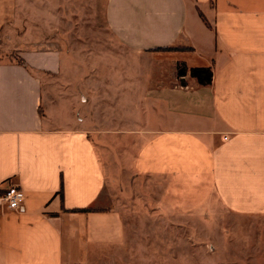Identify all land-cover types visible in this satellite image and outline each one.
<instances>
[{"label":"crops","instance_id":"crops-1","mask_svg":"<svg viewBox=\"0 0 264 264\" xmlns=\"http://www.w3.org/2000/svg\"><path fill=\"white\" fill-rule=\"evenodd\" d=\"M73 1L0 0V190L25 195L0 209V264L122 255L112 205L130 175L151 178L160 209L171 193L192 200L164 213L264 215V0H103L107 34L131 60L123 76L120 55L114 77L82 76L97 64L61 29ZM179 62L210 67L211 83L181 85Z\"/></svg>","mask_w":264,"mask_h":264},{"label":"rangeland","instance_id":"rangeland-1","mask_svg":"<svg viewBox=\"0 0 264 264\" xmlns=\"http://www.w3.org/2000/svg\"><path fill=\"white\" fill-rule=\"evenodd\" d=\"M65 6L61 29L78 32L80 58L97 64L96 69L82 70V76H119L120 55L123 76L129 75V54L107 34L103 0H74ZM11 55L1 59L15 58ZM105 61L106 66L99 65ZM71 72L67 70L64 75L71 76ZM128 179L131 185L123 189V199L117 195L112 205L122 213L127 243L122 255L101 264H264V215H236L218 205L164 213L190 207L187 205L192 200L179 205L174 203L179 196L171 193L173 203L161 204L162 210L155 203L157 196L152 195L151 178L130 175ZM161 182L154 181L155 185Z\"/></svg>","mask_w":264,"mask_h":264},{"label":"trees","instance_id":"trees-1","mask_svg":"<svg viewBox=\"0 0 264 264\" xmlns=\"http://www.w3.org/2000/svg\"><path fill=\"white\" fill-rule=\"evenodd\" d=\"M164 50H177L179 48H163ZM181 49V48H180ZM177 77L179 83L184 85V77L189 75L192 78H195L197 83L200 85H207L211 83L212 80V70L208 66H197L188 68L184 62H179L176 66Z\"/></svg>","mask_w":264,"mask_h":264},{"label":"built area","instance_id":"built-area-1","mask_svg":"<svg viewBox=\"0 0 264 264\" xmlns=\"http://www.w3.org/2000/svg\"><path fill=\"white\" fill-rule=\"evenodd\" d=\"M24 191L17 184H10L0 190V209L20 210L24 202Z\"/></svg>","mask_w":264,"mask_h":264}]
</instances>
